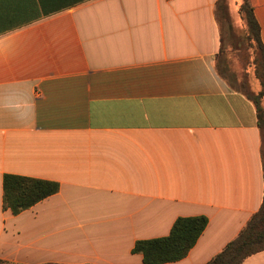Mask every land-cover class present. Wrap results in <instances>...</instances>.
Wrapping results in <instances>:
<instances>
[{
	"label": "crops",
	"instance_id": "obj_1",
	"mask_svg": "<svg viewBox=\"0 0 264 264\" xmlns=\"http://www.w3.org/2000/svg\"><path fill=\"white\" fill-rule=\"evenodd\" d=\"M217 2L0 0V264H143L136 241L198 216L167 264H205L259 211L264 141L219 75ZM4 175L58 191L12 215Z\"/></svg>",
	"mask_w": 264,
	"mask_h": 264
},
{
	"label": "trees",
	"instance_id": "obj_2",
	"mask_svg": "<svg viewBox=\"0 0 264 264\" xmlns=\"http://www.w3.org/2000/svg\"><path fill=\"white\" fill-rule=\"evenodd\" d=\"M236 15L238 24H232L227 0H218L217 11L228 30L235 34L234 48L250 67L241 80V92L257 111L258 127L264 141V47L259 25L247 0H239ZM219 22V21H218ZM235 26V28H234ZM222 42V38H221ZM233 48V46H232ZM247 76V77H246ZM248 77H251L247 80ZM264 172V145L262 149ZM2 209L18 215L39 201L57 193L54 182L16 175H4L2 181ZM208 219L204 216L177 218L165 237L138 240L131 250L142 257L143 264L174 263L185 258L205 230ZM264 251V198L259 211L217 255L205 264H240L248 257Z\"/></svg>",
	"mask_w": 264,
	"mask_h": 264
},
{
	"label": "rangeland",
	"instance_id": "obj_3",
	"mask_svg": "<svg viewBox=\"0 0 264 264\" xmlns=\"http://www.w3.org/2000/svg\"><path fill=\"white\" fill-rule=\"evenodd\" d=\"M238 1L239 0H227L229 6H231V22L234 25L238 24V18L236 15V4ZM218 21L222 38L221 49L218 55V69H220L221 72L219 75L224 78L234 89L241 91L240 83L243 76L247 74V69L250 67V61H248L247 64L244 62L243 65V57L238 53L236 47L234 48L235 34L228 30L227 23L223 21L220 16H218ZM247 75L251 76L250 71ZM250 78L251 77H248L247 80Z\"/></svg>",
	"mask_w": 264,
	"mask_h": 264
}]
</instances>
